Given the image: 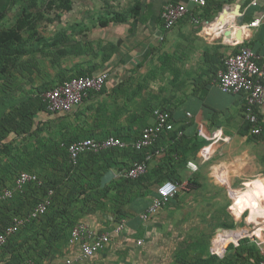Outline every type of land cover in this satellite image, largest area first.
Masks as SVG:
<instances>
[{"label":"crops","instance_id":"obj_1","mask_svg":"<svg viewBox=\"0 0 264 264\" xmlns=\"http://www.w3.org/2000/svg\"><path fill=\"white\" fill-rule=\"evenodd\" d=\"M139 2L140 9L109 15L121 14L122 21H110L107 26L84 23L82 44L77 46V52L67 54L68 59L74 58L67 75L107 72L110 77L105 89L92 93L69 113L39 112L37 122L44 123L40 131L31 138H17L12 155L37 160L44 142L62 146L66 142L108 136L133 141L137 130L154 123V109H166L172 114L175 131L163 134L152 151L87 154L81 157L79 165L84 170H102V178L109 171L114 173V178L101 187L120 190L115 192V201L126 229L121 235H114L111 245L121 236L135 235L144 227L143 223L155 217L146 222L141 218L157 197L158 186L166 180L178 182L179 192L206 189L214 193L218 189V201L228 194L233 200L228 211L237 220L236 228L244 218L249 228L233 231L234 236L228 241L217 243V250L213 248L217 239L213 242L212 252L224 256L227 247L237 239L250 234L264 236V198L245 204L256 183L264 189V107L257 110L262 133L253 135L244 118L245 97L224 93L215 84L225 60L241 47L264 55V0H211L203 9L195 8L188 0ZM171 2L187 4L190 13L176 27L166 30L161 14ZM21 101H0V119ZM220 137L228 141L224 143ZM155 150H160V154ZM221 150L220 159L203 166ZM151 152L145 176L130 185L124 184L121 173ZM49 157L54 160V152ZM2 159L0 180L11 175L3 167L10 155ZM193 162L198 164L196 168L191 165ZM85 220L102 232L112 231L120 223L105 229L100 219ZM139 233L145 237V230ZM142 241L138 244L143 245ZM223 248L225 251L219 252ZM10 257L8 253L4 259ZM44 260L41 262L47 264ZM50 261L48 264H55L53 259Z\"/></svg>","mask_w":264,"mask_h":264},{"label":"rangeland","instance_id":"obj_2","mask_svg":"<svg viewBox=\"0 0 264 264\" xmlns=\"http://www.w3.org/2000/svg\"><path fill=\"white\" fill-rule=\"evenodd\" d=\"M138 2L139 0H15L0 23V42L10 39L7 40L10 47L17 50L13 56L0 61V101L9 99L12 103H18L27 94H40L65 77L75 74H66L74 58L68 59L67 55L58 58L56 44L60 45L61 41L67 40L80 46L84 23L93 25L116 11L129 13ZM67 50L70 51L71 47ZM141 131L137 130L136 134ZM136 134L134 137H137ZM222 151H218L203 166L215 162ZM101 171L96 168L84 170L80 165L76 168L67 165L61 174L55 200L57 208L69 210L70 219H64V224L69 225L72 219L74 226L79 223L90 226L85 219L97 218L102 220L105 229H109L125 221L116 206L115 198L118 199V195L115 192H120L118 188L115 191L109 187L106 197L93 193L79 203H71L74 192L83 189L88 183L98 184ZM121 179L125 180L126 185L139 181ZM205 183L215 184L212 181ZM193 190L183 189L179 192L152 220L143 223L144 227L135 235L121 236L100 256L83 262L76 261L74 264H214L231 256L237 249L244 248L245 254H258L260 240L253 234L243 237L238 244L231 243L224 256L213 253L212 244L216 239L213 248L215 246L217 250L219 241H228L234 236L233 231H243L249 226L244 218L236 228L237 220L228 211L233 203L228 194L222 195V199L218 201V189H214V193L206 192V189ZM263 198L264 189L256 183L245 204ZM241 210L242 208L239 209ZM61 221L60 219L59 222ZM142 230H145V237H140L139 232ZM140 239L144 241L143 245L138 244ZM50 259L55 264H66V247L57 246L54 253L44 260L45 263H50Z\"/></svg>","mask_w":264,"mask_h":264},{"label":"built area","instance_id":"obj_3","mask_svg":"<svg viewBox=\"0 0 264 264\" xmlns=\"http://www.w3.org/2000/svg\"><path fill=\"white\" fill-rule=\"evenodd\" d=\"M195 8L203 9L208 6L210 0H188ZM190 13L185 3H168L161 14L166 30H171ZM107 72L98 75H86L67 78L59 82L44 95L47 104V112L50 114H64L71 112L81 105L94 92H102L109 80ZM217 87L224 93L240 94L245 97L244 118L251 126L253 135L262 133V126L258 109L264 107V55H259L251 48L243 46L236 53L230 55L215 80ZM154 123L147 126L141 135L133 140H123L115 136L104 139L85 138L68 145L67 152L70 163L78 165L80 158L87 154H99L114 149L135 151H152L162 139L163 134L174 132L175 126L170 111L161 107L153 110ZM182 135V132H179ZM160 154V150H155ZM151 152L146 159L135 162L132 167L121 173L122 178L138 180L148 171L147 161L152 157ZM29 184L40 185L37 174L22 172L15 180L13 187H0V201L11 200L15 193L24 192ZM181 190V185L173 180H166L157 188V197L141 216L144 222L154 217L165 205ZM50 195L53 191H50ZM49 195V196H50ZM51 205V198L41 201L36 208L26 216H15L10 226L0 232V248L10 237L15 235L28 222L42 216ZM126 229L125 221H121L112 231L102 232L92 227L79 223L71 231L69 253L66 264L83 262L94 258L104 252L112 243L114 235H121ZM264 234V231H263ZM260 251L264 255V236L259 237ZM78 252V253H76ZM22 264H34L27 261ZM259 264H264V260Z\"/></svg>","mask_w":264,"mask_h":264},{"label":"trees","instance_id":"obj_4","mask_svg":"<svg viewBox=\"0 0 264 264\" xmlns=\"http://www.w3.org/2000/svg\"><path fill=\"white\" fill-rule=\"evenodd\" d=\"M14 1L15 0H0V23L6 17ZM134 8L140 9L141 3L138 2ZM122 20L123 16L121 14H115L111 17L101 19L99 23L102 26H107L110 21ZM7 40L10 39L0 42V61L8 59V57L13 56L17 51L10 47L11 44ZM73 43V41L63 40L60 42V45L56 44L55 50L57 57H65L70 51L77 52L78 48ZM68 47H71L70 51L67 50ZM86 75L92 74L80 73L76 76L80 77ZM63 81L64 80L61 82ZM52 87L53 86L47 88L40 94H27L14 109L5 113L0 119V164L3 162V157L10 155V159L3 164V167L6 173L11 174L9 177L0 180V187H13L15 180L22 172L37 174L41 181L40 185L29 184L24 192L15 193L11 200L6 202L0 201V232H3L10 226L15 216L29 215L41 201L47 197L51 198V205L45 214L26 223L19 232L10 237L8 242L0 248V264H22L27 261L40 264L42 260L47 259L54 253L56 247L60 245L66 247V254L69 253L71 231L76 225L74 226V221L72 219L69 225L67 223L64 224V219L68 217L69 210L57 208L55 200L57 199V189L62 177L61 174L65 171L67 165L73 168L79 166V163L76 166L72 165L69 160L67 147L73 142H66L62 146L50 145L44 142L41 147V154H38L37 160H23L17 155H12L13 143L17 138H31L35 133L40 131V125L44 123H38L36 115L39 112L47 113V104L44 101L43 95ZM141 133L135 137V139H137ZM115 137L127 140L125 137ZM116 150L123 151L120 149L110 151ZM51 152L55 154L54 160H51L49 157ZM146 156L147 155H144L142 159L132 162L128 165L127 169L132 167L135 162L145 160ZM35 166L38 167L37 170H35ZM101 179L102 175L99 174L98 184L94 185L88 183L83 189L74 192L71 203H79L85 197L87 199V195L93 193L106 197L109 192V187L102 188ZM10 182L13 185H9ZM50 191H53L52 195L49 194ZM99 209L104 210V208ZM68 218L70 219V217ZM60 219L62 220L61 223L59 222ZM245 252L244 248L240 250L237 249L231 256H226L224 260H219L214 264H259L264 260V255L261 254L260 250L258 254L254 252L245 254ZM8 253L11 254V257L5 260L4 257Z\"/></svg>","mask_w":264,"mask_h":264},{"label":"water","instance_id":"obj_5","mask_svg":"<svg viewBox=\"0 0 264 264\" xmlns=\"http://www.w3.org/2000/svg\"><path fill=\"white\" fill-rule=\"evenodd\" d=\"M114 178V173L112 171L107 172L102 178V187L109 183Z\"/></svg>","mask_w":264,"mask_h":264},{"label":"bare ground","instance_id":"obj_6","mask_svg":"<svg viewBox=\"0 0 264 264\" xmlns=\"http://www.w3.org/2000/svg\"><path fill=\"white\" fill-rule=\"evenodd\" d=\"M219 140L222 141V142H224V143H226L228 141V139L227 138H224V137H220ZM191 165L194 168H196L198 164L196 162H193ZM238 243H239V239L236 240L235 244H238ZM224 251H225V248H223V250L219 249V252H221V253H223Z\"/></svg>","mask_w":264,"mask_h":264}]
</instances>
